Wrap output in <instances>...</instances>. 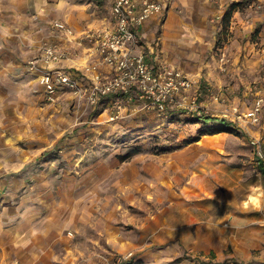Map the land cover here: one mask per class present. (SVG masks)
Returning <instances> with one entry per match:
<instances>
[{"label":"rangeland","instance_id":"1","mask_svg":"<svg viewBox=\"0 0 264 264\" xmlns=\"http://www.w3.org/2000/svg\"><path fill=\"white\" fill-rule=\"evenodd\" d=\"M58 1L46 0L42 8L29 11L38 23L36 29L29 24V30L16 35L20 49L30 54L21 62L29 74V98L19 106L17 116L18 131L29 133L26 141L18 136L17 145L29 143V161L17 171L26 179L7 185L17 194L29 188L33 204L29 264H135L136 252L123 249L124 245L136 241L144 224L170 211L177 201L190 203L191 194L206 198L215 209L258 210L264 204V189L255 207L245 199L255 185L264 188L260 171L264 108L256 125L240 123L229 113L225 116L224 109L234 105L244 109L249 102L243 98L244 88L264 76V46L243 47L245 36L252 39L263 29L264 1L199 0L191 17V0L188 7H173L174 0H166V8L150 25L151 36L138 39L137 46L142 44L140 51L151 64L179 69L194 80L198 106L228 125L227 131L215 134L206 131L217 122H204L198 118L203 115L180 98H172L163 109L153 105L152 98H137L131 91L135 98L110 94L92 103L64 90L48 100L29 61L40 56L44 43L64 46L69 59L63 62L73 66L66 69L77 72L88 86L82 73L87 57L82 56L80 63L73 45L89 43L84 36L91 30L77 33L65 21H80V28L94 24L102 28L110 20L113 0H64L59 7ZM231 5L235 7L224 28V13ZM170 11L177 15L174 21L180 22L183 33L176 52L172 40L162 36ZM55 22L64 23L72 34L57 30ZM191 33L205 41L198 39L191 46ZM237 36L232 54L224 47ZM199 44L200 50L195 47ZM191 56L216 79L191 74ZM209 90L220 98L213 99ZM131 149L137 153L122 160ZM3 200L10 205L8 197ZM230 251L229 245L226 253ZM252 251L261 254L260 248Z\"/></svg>","mask_w":264,"mask_h":264},{"label":"crops","instance_id":"2","mask_svg":"<svg viewBox=\"0 0 264 264\" xmlns=\"http://www.w3.org/2000/svg\"><path fill=\"white\" fill-rule=\"evenodd\" d=\"M44 1L46 2V0H0V198L8 197V201H11L10 205L5 204L6 200L0 201V264H29V231H32L29 211L33 206L29 203V188L17 194L7 184L26 179L27 176L17 171L27 166L29 161V143H25V147L20 148L17 145L18 136L23 141L29 140L28 132L18 131L17 116L19 106L29 98V74L25 73L21 62L27 60L30 54L20 49L16 35L25 29L29 30V24L34 26L33 30L36 29L38 23L32 20L29 11L37 7L42 8ZM197 1L199 0H191V17L196 14L194 5ZM189 2L190 0H174L173 7L184 5L188 7ZM112 3L110 20L103 27L112 24ZM57 4L58 7L63 5L64 0H59ZM176 16L170 11L162 25V36L172 40L171 45L173 49L175 47V52L180 50L179 40H183L180 22L174 21ZM156 18L154 16L146 20L139 29L137 37L139 36L140 41L151 36L153 29L150 25ZM65 22L77 33L99 28L95 24L80 28L78 25L80 21L73 19ZM237 22H234V25ZM236 31H239V28L236 27ZM196 37V34L191 33V46L198 44V39L205 41L204 36ZM238 37H231L224 49L233 54L236 48L234 42H238ZM251 37L245 36L243 47L249 44L248 48L251 50L254 48V43H259L262 49L264 26L253 36L254 39H250ZM256 40L258 42H255ZM73 46L80 63L82 56H86L85 60L89 62L96 59L91 43L77 42ZM200 46L199 44L195 47L200 50ZM141 47L142 44L136 46L135 50L140 51ZM192 57L191 74L202 75L208 81L216 79L213 71L203 64L200 65L197 59L192 60ZM57 65L68 69L73 67L72 64L65 62ZM75 67L80 68L78 65ZM99 72L106 76L110 74V69L101 66ZM33 81L35 82V79ZM262 141L264 146V137ZM261 164L263 166L260 171L264 175V161ZM254 188L264 189L262 184L255 185ZM205 199L191 194L190 203L177 201L170 211L162 216L156 215L144 224L143 229L141 228L143 231L135 239L136 241L124 245L123 249H132L136 252L135 264H210L224 262L227 257L234 258L238 262L254 261L257 264H264V204L261 207L258 205L260 207L258 210L249 209L244 212L243 208L215 209ZM188 204L190 205L187 206ZM243 207L246 206L243 204ZM225 221L226 227L223 224L226 223ZM229 245L231 251L226 253ZM257 248L261 249V254L255 255L252 250Z\"/></svg>","mask_w":264,"mask_h":264},{"label":"built area","instance_id":"3","mask_svg":"<svg viewBox=\"0 0 264 264\" xmlns=\"http://www.w3.org/2000/svg\"><path fill=\"white\" fill-rule=\"evenodd\" d=\"M165 1L113 0L112 24L85 32L84 37L92 44L93 53L96 54L93 62L87 61L82 66L88 86L81 82L77 72L57 65L69 59L67 48L44 43L40 56L29 61V69L36 74L46 98L51 101L64 90H70L93 103L110 94L127 93L125 98H152V104L160 109L172 98H180L193 112L206 115V110L196 103L197 87L192 78L179 69L163 64L154 66L143 52L135 50L139 29L146 20L163 11ZM54 27L66 36L72 34V30L64 23L55 22ZM101 66H107L110 74H100ZM192 91L195 93L193 97ZM209 92L213 99L220 98L213 90ZM243 98L249 101L244 104V109L234 105L225 108L224 115L229 113L240 123L258 124L264 108V76L244 88Z\"/></svg>","mask_w":264,"mask_h":264},{"label":"trees","instance_id":"4","mask_svg":"<svg viewBox=\"0 0 264 264\" xmlns=\"http://www.w3.org/2000/svg\"><path fill=\"white\" fill-rule=\"evenodd\" d=\"M235 6L231 5L230 8L228 10L225 11L224 13V18H225V25L224 28L227 27V21L228 18L233 10ZM198 118L202 119L204 122H217V125L215 127L210 128L209 130L206 131L207 134H215V133H220L223 131H227L228 125L227 123L223 120V119H214V118H210L209 116H198ZM137 153L136 149H131L128 152H126L125 154H123L121 156V159L124 160L128 157H130L131 155H134ZM213 257V256H212ZM242 264L241 262L236 261L235 259L231 258L230 260H226L224 262L221 263H210V264Z\"/></svg>","mask_w":264,"mask_h":264},{"label":"bare ground","instance_id":"5","mask_svg":"<svg viewBox=\"0 0 264 264\" xmlns=\"http://www.w3.org/2000/svg\"><path fill=\"white\" fill-rule=\"evenodd\" d=\"M261 191L254 188L253 191L247 193V198L245 199V202L247 204H253L256 205L260 201Z\"/></svg>","mask_w":264,"mask_h":264}]
</instances>
